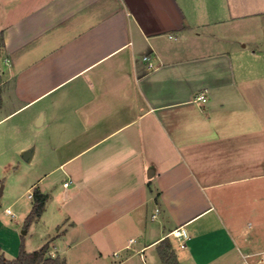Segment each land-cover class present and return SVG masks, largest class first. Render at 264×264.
I'll list each match as a JSON object with an SVG mask.
<instances>
[{
    "label": "crops",
    "instance_id": "obj_1",
    "mask_svg": "<svg viewBox=\"0 0 264 264\" xmlns=\"http://www.w3.org/2000/svg\"><path fill=\"white\" fill-rule=\"evenodd\" d=\"M0 32V122L28 109L63 175L27 252L264 264V0H0Z\"/></svg>",
    "mask_w": 264,
    "mask_h": 264
},
{
    "label": "rangeland",
    "instance_id": "obj_2",
    "mask_svg": "<svg viewBox=\"0 0 264 264\" xmlns=\"http://www.w3.org/2000/svg\"><path fill=\"white\" fill-rule=\"evenodd\" d=\"M28 111L14 112L0 122V248L6 254L18 253L21 245L25 250L35 245L32 227L28 234L23 233L27 228L30 186L41 177L42 185L54 181L56 186H61L63 179L59 172L45 177L49 166L56 160L45 158L41 132L32 126ZM6 113H9L7 105L0 110V116ZM22 146L36 148L31 161L23 159L19 151ZM6 209H10L13 215L7 214Z\"/></svg>",
    "mask_w": 264,
    "mask_h": 264
},
{
    "label": "trees",
    "instance_id": "obj_3",
    "mask_svg": "<svg viewBox=\"0 0 264 264\" xmlns=\"http://www.w3.org/2000/svg\"><path fill=\"white\" fill-rule=\"evenodd\" d=\"M3 46V34L0 32V48ZM1 79V76H0ZM1 105V96H0ZM34 204L26 219V225L29 224L35 216H39L44 208L46 195L39 191H33ZM47 245H43L37 250L27 252L21 245L18 255L15 259H7L0 248V264H65V261L59 257H51L47 255ZM158 253L163 264H179L177 258L171 248L169 239L162 240L158 247Z\"/></svg>",
    "mask_w": 264,
    "mask_h": 264
},
{
    "label": "built area",
    "instance_id": "obj_4",
    "mask_svg": "<svg viewBox=\"0 0 264 264\" xmlns=\"http://www.w3.org/2000/svg\"><path fill=\"white\" fill-rule=\"evenodd\" d=\"M145 59H148V57L145 56ZM197 98L198 99H202V96H197ZM67 184H68V182H65L64 183L65 186ZM28 196L31 197L32 196V193H29ZM6 213L13 215L10 209H6ZM169 235L179 241V246L180 247H184L185 246L184 241L187 238V233H186V230H185V228L183 226H179V227L171 230L169 232Z\"/></svg>",
    "mask_w": 264,
    "mask_h": 264
},
{
    "label": "water",
    "instance_id": "obj_5",
    "mask_svg": "<svg viewBox=\"0 0 264 264\" xmlns=\"http://www.w3.org/2000/svg\"><path fill=\"white\" fill-rule=\"evenodd\" d=\"M30 153H31V150H25L23 153H22V157L24 160H27L30 156Z\"/></svg>",
    "mask_w": 264,
    "mask_h": 264
}]
</instances>
